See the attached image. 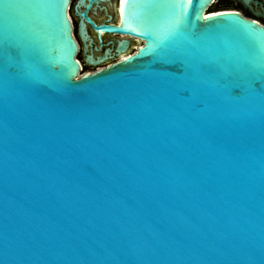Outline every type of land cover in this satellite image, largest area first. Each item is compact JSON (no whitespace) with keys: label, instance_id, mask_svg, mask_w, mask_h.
Returning <instances> with one entry per match:
<instances>
[{"label":"water","instance_id":"obj_1","mask_svg":"<svg viewBox=\"0 0 264 264\" xmlns=\"http://www.w3.org/2000/svg\"><path fill=\"white\" fill-rule=\"evenodd\" d=\"M212 3L0 0V264H264V27Z\"/></svg>","mask_w":264,"mask_h":264},{"label":"flooded vegetation","instance_id":"obj_2","mask_svg":"<svg viewBox=\"0 0 264 264\" xmlns=\"http://www.w3.org/2000/svg\"><path fill=\"white\" fill-rule=\"evenodd\" d=\"M248 4L251 7L253 12H256L259 14L258 16H255L252 12L249 11V9L245 8L237 0H213V3L211 5V7L213 8L211 11L209 10V12L235 11V12H238L242 17L249 19V20H253L257 22L259 25H261L262 27H264V16H263L264 15V0H252ZM99 13L103 17L105 16V12L103 13L99 12ZM108 13H110V11H108ZM95 20L96 22H100L98 19H95ZM75 27L76 26H74L73 28ZM104 42L105 43L109 42L108 36H104ZM79 60H80V57H79Z\"/></svg>","mask_w":264,"mask_h":264},{"label":"bare ground","instance_id":"obj_3","mask_svg":"<svg viewBox=\"0 0 264 264\" xmlns=\"http://www.w3.org/2000/svg\"><path fill=\"white\" fill-rule=\"evenodd\" d=\"M71 3H72V0H71ZM219 12H222V11H219ZM211 13H213V12H206V13H205V16H207L208 14H211ZM70 19H71V22H72V26L74 27L73 19H72L71 17H70ZM74 29H75V28H74ZM139 45H140V44H138L137 47H138ZM79 50H80V49H79ZM125 56H126V55L121 56L120 59L124 58ZM80 64H81V62H80ZM83 73H84V71H81L80 74H79V76H81Z\"/></svg>","mask_w":264,"mask_h":264},{"label":"rangeland","instance_id":"obj_4","mask_svg":"<svg viewBox=\"0 0 264 264\" xmlns=\"http://www.w3.org/2000/svg\"><path fill=\"white\" fill-rule=\"evenodd\" d=\"M75 0H72V3L74 2ZM212 8L213 7H211L209 10L211 11L212 10ZM214 13H218V12H214ZM212 14V13H211ZM209 15V14H208ZM74 26H75V21H74ZM74 37H75V39H76V41H78V39H77V36H76V34H74ZM78 43V42H77ZM78 45L80 46V44L78 43ZM134 47V49L136 48V46L134 45L133 46ZM80 48V47H79ZM86 71H84V73H85Z\"/></svg>","mask_w":264,"mask_h":264},{"label":"snow or ice","instance_id":"obj_5","mask_svg":"<svg viewBox=\"0 0 264 264\" xmlns=\"http://www.w3.org/2000/svg\"><path fill=\"white\" fill-rule=\"evenodd\" d=\"M187 2H188V3H192V0H187ZM226 15H228V14H226ZM206 19H207V17H206Z\"/></svg>","mask_w":264,"mask_h":264},{"label":"trees","instance_id":"obj_6","mask_svg":"<svg viewBox=\"0 0 264 264\" xmlns=\"http://www.w3.org/2000/svg\"><path fill=\"white\" fill-rule=\"evenodd\" d=\"M214 13V12H213ZM75 30V29H74ZM87 70V68L86 67H83V71H86Z\"/></svg>","mask_w":264,"mask_h":264}]
</instances>
